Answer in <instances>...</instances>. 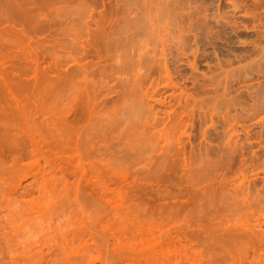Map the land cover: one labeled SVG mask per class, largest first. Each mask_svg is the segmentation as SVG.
<instances>
[{"label":"rangeland","instance_id":"obj_1","mask_svg":"<svg viewBox=\"0 0 264 264\" xmlns=\"http://www.w3.org/2000/svg\"><path fill=\"white\" fill-rule=\"evenodd\" d=\"M76 37L77 40H74ZM133 76L138 77L137 80L134 81ZM168 79L173 80L174 85ZM0 86L8 88L7 91L12 94L10 97L14 96L19 103L26 106L28 104V107L31 105L33 108L29 107L30 110L36 106L32 113L41 110L43 116H40V112L35 113L39 114V119L45 115L48 117L47 113L54 107L51 108L53 100L48 107L47 97L52 99L53 95L50 93L57 92L58 96L64 94L63 98L72 91L73 95L77 93L76 97L71 94L77 98V108L84 103L81 100L90 101L88 105H94L103 116L101 119L105 126L103 124L102 129L107 130L103 132L108 137L102 133L108 139L104 138L108 141L106 146L110 151H107L108 154L105 151L102 155L115 153L110 158L115 159H112L114 165L117 163L116 168L112 169L113 164L107 158L110 162L108 167L114 172L111 174L108 170L110 168L104 163L107 156L100 163L96 160L102 155L95 156V160L91 159L93 164L97 162V167L105 164L100 170L107 167L105 171H108L101 175H106L102 181L100 175L99 180L96 177L98 172L95 167L96 171L90 167L86 170L90 175H87L86 182L83 181L89 182L85 186L87 197L92 195L89 192L94 193L97 188H101L104 194L102 203H105L102 204L101 213L97 210L100 213L97 215L90 210L95 211L92 207L87 211V207L80 209L74 205V224L65 226L57 234L58 237L55 236L54 243L42 242L39 235L35 238L33 236L32 240L35 242L36 239V242L32 246L28 244L25 245L26 248H21L24 254L20 255V260H16H19L18 263L14 259L16 264H32L34 259L33 264H60L61 262L53 261L54 254L60 255V258L76 257L73 255L75 248H79L74 252L76 255L82 253L83 256H89H84V261H75L74 264H264V244L259 245L255 242L258 241L256 238L246 236L248 220L252 221L256 215L261 224L264 222V209H259L264 204V0H0ZM35 86L44 89L38 90L39 87ZM32 87H35V92L38 90V94L42 91L43 96H46L49 92L51 96L48 94L43 101L39 97L42 95H38L42 100L40 102V99H34L37 97L34 92L31 95L30 91L34 89ZM43 90L46 91L45 95ZM81 94H88L89 99H86V95L83 98ZM78 95L82 98L79 96V99ZM42 102H47L45 104L50 108H45L49 111L46 114L42 110L44 107L41 105H45ZM182 121L184 123H180ZM165 126L168 127L166 131ZM158 129L161 131L160 141L159 138L153 140L155 135L151 134L158 133ZM166 132L171 135V141L164 139ZM150 135L152 144L159 141L158 145H152L153 149L147 142ZM157 135L159 134L156 137ZM110 143L117 147H111ZM40 147L42 150L39 149L36 156V152L26 153V157H23L25 160L19 162L20 166L25 165L17 171L19 174L16 172L14 179L26 175V180H22L23 185L28 180L32 182L33 175H39L38 169L44 167L54 173V170L57 172L58 168L65 165V159H58L56 152V155L52 153L43 142ZM164 147L166 151L169 149L167 154L171 155L166 154L167 164L159 169L156 168V158L160 151L163 153ZM146 154L149 155L146 157ZM182 156L186 160L180 159ZM170 161H176V168L173 165L169 171L170 168L166 165L171 166L173 162ZM28 169L34 172H27ZM248 180L252 181L250 187ZM28 188L25 190L26 194ZM34 188H29L35 190L34 193L30 191L33 194L30 195V200H34L36 204L42 201V197L36 198L38 193ZM81 190L82 187L80 192L83 191ZM248 190L254 195H249ZM30 192L28 190V194L23 195V201L25 198V201H29ZM250 196L254 199L258 197L257 201L261 197L260 205ZM87 197L83 199L88 200ZM247 200H253V204H257L254 206L258 207L251 208L250 203L247 205ZM23 201L20 203H25L22 204V210L26 211L27 217L25 213L24 216L22 214L24 218L17 219L16 221H21L16 222L15 227L23 225L26 219L28 230L31 222H35H30L32 215L38 213V207L42 204H38L35 210L31 201L28 204ZM2 204L5 203H1L0 209H3ZM247 206L253 213L256 212L253 217L248 213L250 210ZM27 211L32 215L28 216ZM113 211L119 214L116 215ZM257 211L260 212L257 214ZM260 213L263 214V219ZM49 214L51 213L48 216ZM57 215L55 214L54 220L56 222ZM52 218L55 219L54 216ZM20 225L17 228L21 229ZM263 226L261 225V229ZM254 229L260 232L258 224ZM6 251L2 254L4 257L0 254V260L7 261L4 264H15L13 259H7L10 257L6 256ZM130 255L134 259L129 258Z\"/></svg>","mask_w":264,"mask_h":264},{"label":"bare ground","instance_id":"obj_2","mask_svg":"<svg viewBox=\"0 0 264 264\" xmlns=\"http://www.w3.org/2000/svg\"><path fill=\"white\" fill-rule=\"evenodd\" d=\"M170 1V0H169ZM86 2V1H85ZM170 5V4H169ZM138 10V9H137ZM144 10V9H143ZM93 12V11H92ZM100 13H98V15H99ZM141 14V13H140ZM162 15V14H161ZM122 18V17H121ZM153 18V17H152ZM149 19V18H148ZM153 20V19H152ZM156 20V19H155ZM106 21V20H105ZM129 21V20H128ZM148 21V20H147ZM150 21V20H149ZM159 21V20H158ZM112 22V21H111ZM114 22V21H113ZM112 22V23H113ZM103 23V22H102ZM115 23V22H114ZM153 23V22H152ZM156 23V22H155ZM155 23H153V24H155ZM73 24H75V23H73ZM81 24V23H80ZM86 24V23H85ZM164 24V23H163ZM102 25V24H101ZM100 25V26H101ZM106 25V24H105ZM86 26V25H85ZM104 26V25H103ZM114 26V25H113ZM87 27V26H86ZM110 27V26H109ZM179 27V26H178ZM88 28V27H87ZM98 28V27H97ZM89 29V28H88ZM113 29V28H112ZM146 29H148V28H146ZM169 29V28H168ZM76 30V29H75ZM80 30V29H79ZM83 30H84V28H83ZM95 30V29H94ZM131 30V29H130ZM77 31V30H76ZM75 31V32H76ZM97 31V30H96ZM108 31V30H107ZM114 31V30H113ZM141 31V30H140ZM154 31V30H153ZM163 31H164V29H163ZM173 31V30H172ZM79 32V31H78ZM77 32V33H78ZM86 32V31H85ZM109 32V31H108ZM142 32H143V30H142ZM146 32V31H145ZM166 32V31H165ZM112 33H114V32H112ZM148 33V32H147ZM146 33V34H147ZM150 33H151V31H150ZM153 33V32H152ZM155 33V32H154ZM86 34H88V33H86ZM176 34V33H175ZM114 35V34H113ZM117 35V34H116ZM137 35V34H136ZM149 35H151V34H149ZM161 35V34H160ZM174 35V34H173ZM143 36V35H142ZM146 36V35H145ZM152 36V35H151ZM170 36V35H169ZM168 36V37H169ZM74 37V36H73ZM78 37V36H77ZM77 37L76 38H73L74 40L76 39L77 40ZM119 37V36H118ZM147 37V36H146ZM107 38V37H106ZM111 38H113L112 36H111ZM138 38V37H137ZM160 38V37H159ZM143 39V38H142ZM145 39V38H144ZM177 39V38H176ZM72 40V39H71ZM121 40V39H120ZM127 40V39H126ZM151 40V39H150ZM170 40H172L171 38H170ZM108 41H109V38H108ZM124 41H125V39H124ZM176 41V40H175ZM105 42V41H104ZM112 42H113V40H112ZM160 42H161V40H160ZM132 43H134V42H132ZM159 43V42H158ZM176 43V42H175ZM177 43H178V41H177ZM108 44V43H107ZM116 44V43H115ZM118 44V43H117ZM147 44V43H146ZM167 44V43H166ZM73 45V44H72ZM141 45V44H140ZM170 45V44H169ZM111 46V45H110ZM121 46V45H120ZM74 47V46H73ZM134 47V46H133ZM146 47V46H145ZM158 47V46H157ZM162 47V46H161ZM77 48H78V45H77ZM164 48V47H163ZM179 48V47H178ZM114 49H115V47H114ZM117 49V48H116ZM139 49V48H138ZM155 49V48H154ZM154 49H153V51H154ZM123 50V49H122ZM156 50V49H155ZM71 51H72V49H71ZM131 51V50H130ZM151 51H152V49H151ZM161 52H162V50H161ZM164 52V51H163ZM79 53V52H78ZM111 53V52H110ZM117 53V52H116ZM121 53H122V51H121ZM140 53V52H139ZM138 53V54H139ZM147 53V52H146ZM132 54H133V52H132ZM70 55V54H69ZM130 55V54H129ZM156 55H157V53H156ZM161 55H162V53H161ZM86 56V55H85ZM121 56V55H120ZM141 56V55H140ZM152 56V55H151ZM155 56V55H154ZM74 57V56H73ZM145 57V56H144ZM83 58V57H82ZM100 58V57H99ZM102 58V57H101ZM106 58V57H105ZM134 58V57H133ZM138 58V57H137ZM158 58V57H157ZM161 58H162V56H161ZM113 59V58H112ZM139 59H140V57H139ZM144 59H146V57L144 58ZM164 59V58H163ZM98 60V59H97ZM110 60V59H109ZM116 60V59H115ZM136 60V63L138 62L137 61V59H135ZM143 60V59H142ZM159 60V59H158ZM99 61V60H98ZM122 61V60H121ZM126 61V60H125ZM132 61H133V59H132ZM120 62V61H119ZM164 62V61H163ZM75 63V62H74ZM85 63V62H84ZM100 63V62H99ZM112 63H114V62H112ZM123 63H124V61H123ZM133 63V62H132ZM134 63H135V61H134ZM135 63V64H136ZM144 63H147V62H144ZM154 63H156V62H154ZM158 63H160V62H158ZM116 64H117V62H116ZM126 64V63H125ZM128 64V63H127ZM134 64V65H135ZM138 64H139V62H138ZM161 64V63H160ZM81 65V64H80ZM86 65V64H85ZM84 65V66H85ZM97 65V64H96ZM119 65V64H118ZM137 65V64H136ZM158 65V64H157ZM167 65V64H166ZM90 66V65H89ZM128 66V65H127ZM139 66V65H138ZM145 66V65H144ZM155 66V65H154ZM159 66V65H158ZM83 67V66H82ZM86 67V66H85ZM130 67V66H129ZM148 67V66H147ZM152 67V66H151ZM156 67V66H155ZM165 67V66H164ZM94 68V67H93ZM116 68V67H115ZM119 68V67H118ZM140 68V67H139ZM168 68V67H167ZM82 69V68H81ZM84 69V68H83ZM95 69V68H94ZM112 70H113V68H111ZM144 69V68H143ZM162 69V68H161ZM90 70V69H89ZM98 70V69H97ZM149 70V69H148ZM160 70V69H159ZM166 70V69H165ZM168 70V69H167ZM88 71V70H87ZM110 71V70H109ZM145 71V70H144ZM161 71V70H160ZM125 72V71H124ZM137 72H139V69H137ZM86 73H89V72H86ZM104 73V72H103ZM119 73V72H118ZM141 73H142V71H141ZM166 73V72H165ZM131 74V73H130ZM133 74V73H132ZM90 75V74H89ZM128 75V74H127ZM134 75H137V74H134ZM139 75V74H138ZM143 75V74H142ZM166 75V74H165ZM168 75H169V73H168ZM103 76V75H102ZM118 76H119V74H118ZM132 76V75H131ZM75 77V76H74ZM105 77V76H104ZM121 77H122V75H121ZM134 77V81H135V79L137 80V78H135L136 76H133ZM146 76H144V78H145ZM166 77V76H165ZM85 78V77H84ZM112 78V77H111ZM125 78V77H124ZM131 78V77H130ZM105 79V78H104ZM109 79V78H108ZM123 79V78H122ZM127 79V78H126ZM141 79H143L142 77H141ZM141 79H139V80H141ZM170 79V78H169ZM168 79V80H169ZM101 80V79H100ZM128 80V79H127ZM126 80V82H128ZM133 80V79H132ZM138 80V81H139ZM144 81V80H143ZM149 81V80H148ZM170 81V80H169ZM173 81V80H172ZM172 81H170L171 82V85H174L173 83H172ZM125 82V81H124ZM133 82V81H132ZM141 82V81H140ZM168 82V81H167ZM99 83V82H98ZM134 83V82H133ZM132 83V84H133ZM153 83V82H152ZM72 84H74V83H72ZM72 84H71V86H72ZM79 85V84H78ZM90 85V84H89ZM112 85V84H111ZM122 85H123V83H122ZM126 85V84H125ZM128 85V84H127ZM143 85V84H142ZM168 85V84H167ZM170 85V84H169ZM87 86V85H86ZM99 86V85H98ZM116 86V85H115ZM135 86V85H134ZM147 86H148V84H147ZM35 87H37V86H35ZM35 87H32V88H34L32 91H30V93H31V95L33 94V92L35 93V95L34 96H37V97H33L34 99H40L39 97H41V98H43V101H44V97H45V99H46V97H47V95L49 94V92H47L48 94L46 95V96H43V94L41 93L42 91H39L40 92V94L43 96H39L38 97V95H40V94H38L37 92H38V90H42V89H44L43 87H42V89H40L41 87L40 86H38L39 87V89L37 90V92H35ZM37 87V88H38ZM70 87V86H69ZM119 87V86H118ZM126 87V86H125ZM131 87H133V86H131ZM131 87H130V89H131ZM137 87H139V85L137 86ZM145 87V86H144ZM173 87V86H172ZM36 88V89H37ZM88 88V87H87ZM128 88V87H127ZM140 88V87H139ZM148 88V87H147ZM151 88H153V87H151ZM8 89V88H7ZM7 89H4L3 87H1L0 86V206H1V203H5L4 205H3V209H0V254L2 255V254H4L5 253V250H7L6 252L8 253V254H10V255H8L7 253H6V256H9L10 258H7V259H13L12 260V262H14L15 264H16V260L20 257V255L21 254H24V253H22V249L21 248H26V246L25 245H28V244H30L31 246H32V244H34L35 242H36V239H35V242H34V240H32L33 239V236H34V238H35V236L37 237L38 235H39V237H40V239H42V242H48V243H54V241H56V238H55V236H57V234H59L60 232H61V230H64L63 228L65 227V226H68V225H71L72 223H73V221L75 222V216L76 215H74L75 214V212H73V211H76V210H74V208H75V206H79L80 207V209L83 207V208H86L87 209V211L89 210V208L90 207H92V208H94L95 209V211L93 210V209H90L91 211H93L94 213H101V211L103 210L102 209V204H104L105 203V201H104V203H102L103 202V198H102V192H101V188H97V189H95V191H94V193H91V192H89L90 194H92V195H89L88 197H87V193H88V191H87V193H85L86 191H85V186L87 187L88 185H87V183H89L88 181H87V183H84V182H86V180H88L87 178L88 177H90V175L87 173L88 171H86L87 169H88V167H90V168H93L94 169V167H95V169H97V178H98V176L100 175V179H101V181L103 180L102 178H104L105 176H101L102 174L104 175V171L106 170V168L108 167V166H110V165H108L110 162L112 163V159H113V161L115 160L113 157L112 158H110V156H111V154L112 153H109L110 155H106V156H104V155H102L103 153H105V151L107 152V151H110V149L108 150L107 148V146H106V144L108 143V139L107 138H105L106 136H107V133H104L105 131L107 132V130H106V128H105V130L104 129H102V125L103 126H105V123H103L102 122V119H101V117H103V116H101L100 115V113H99V111L98 110H96L95 109V107H94V105H88V102L89 103H91L90 101H88L87 102V100L86 101H84V100H81V102L83 101L84 103H82V105L80 106V108L78 107L77 108V103L75 102V101H77L76 99L77 98H74V97H76L77 95V93L75 94V95H73L72 94V92H70V91H68V92H70V95H69V93H68V95L70 96L69 98L66 96V97H64L63 98V95L64 94H60L61 92H59V90H58V92H59V94H60V96H58V94H57V92H56V94L55 93H50V94H53L52 96L49 94L48 96H51V98L52 99H50L49 97H47V102H49V104L47 103V102H42V103H47L48 104V107H49V105L51 104L50 103V101L51 100H53L54 101V105H51V110H55V111H51L50 110V108L48 109V107H47V105L45 104L44 106H43V104L41 105L42 106V108L44 107V109H42V108H40V109H42L43 111H45V113L44 114H46V112H49V111H46L47 109L48 110H50V112H52V114H50V112H49V114L47 113V115H49L48 117H46V115H45V117L44 118H41L40 117V119L38 118V115H36L37 113H39L40 112V114H41V110L40 111H36V112H34V113H32V111L35 109L36 110V106L34 107V109H29V107H31V105L28 107V104H27V106H26V104H21V103H19L16 99H14L13 97H10V96H12V94H11V92L8 90L7 91ZM64 89V88H63ZM89 89V88H88ZM98 89V88H97ZM130 89H127V90H130ZM146 89V88H145ZM170 89V88H169ZM175 89V88H174ZM11 90V89H10ZM45 90H46V88H45ZM76 90V89H75ZM86 90V89H85ZM84 90V91H85ZM138 90V89H137ZM148 90H150V89H148ZM171 90V89H170ZM48 91V90H47ZM88 91V90H87ZM87 91L85 92V93H87ZM91 91V90H90ZM122 91V90H121ZM176 91V90H175ZM174 91V92H175ZM180 91V90H179ZM45 92V93H44ZM64 92V91H63ZM66 92V91H65ZM103 92V91H102ZM114 92V91H113ZM117 92V91H116ZM123 92V91H122ZM121 92V93H122ZM152 92V91H151ZM171 92V91H170ZM13 93V92H12ZM37 93V94H36ZM43 93H44V95L46 94V91H44L43 90ZM75 93V92H74ZM93 93H94V90H93ZM101 93V92H100ZM117 93H119V92H117ZM120 93V94H121ZM130 92H128V94H129ZM141 93V92H140ZM149 93V92H148ZM154 93V92H153ZM173 93V92H172ZM55 94V95H54ZM74 96H72V95ZM102 94V93H101ZM125 94V93H124ZM123 94V95H124ZM127 94V95H128ZM137 94V93H136ZM144 94V93H143ZM147 94V93H146ZM152 94V93H151ZM182 94V93H181ZM14 95V94H13ZM62 95V96H61ZM82 96H83V94H81ZM81 95H78V97L79 96H81ZM86 96L88 95V94H85ZM83 96V98H85L86 96ZM95 95V94H94ZM119 95V94H118ZM138 95V94H137ZM178 95H179V92H178ZM33 96V95H32ZM82 96H81V98H82ZM93 96V95H92ZM136 96V95H135ZM146 96V95H145ZM189 96H192V95H189ZM132 97V96H131ZM141 97V96H140ZM155 97V96H154ZM96 98V97H95ZM138 98V97H137ZM49 99V100H48ZM79 99H80V97H79ZM86 99H89V97L87 96L86 97ZM132 99V98H131ZM130 99V100H131ZM146 99H147V97H146ZM153 99H155V98H153ZM161 99V98H160ZM94 100V99H93ZM123 100H125V99H123ZM127 100H129V99H127ZM136 100V99H135ZM191 100V99H190ZM40 102L42 101L41 99L39 100ZM133 101V100H132ZM140 101V100H139ZM144 101H145V99H144ZM184 101V100H183ZM202 101V100H201ZM39 102V103H40ZM78 102V101H77ZM80 102V103H81ZM129 102V101H128ZM161 102V101H160ZM160 102H157V103H160ZM163 102V101H162ZM179 102V101H178ZM187 102H189V101H187ZM186 102V103H187ZM37 103H38V101H37ZM38 103V104H39ZM53 103V102H52ZM97 103V102H96ZM100 103V102H99ZM120 103V102H119ZM124 103H127V102H124ZM138 103V102H137ZM184 103V102H183ZM33 104V103H32ZM38 104H34V105H37L38 106ZM93 104V103H92ZM98 104V103H97ZM129 104V103H128ZM192 104H193V102H192ZM40 105V104H39ZM125 105V104H124ZM133 105V104H132ZM189 105H190V103H189ZM20 106H22V107H20ZM24 106H26V107H24ZM120 106V105H119ZM137 106V105H136ZM193 106V105H192ZM47 107V108H46ZM116 107H118V106H116ZM124 107V106H123ZM122 107V108H123ZM133 107V106H132ZM27 108V109H26ZM31 108H33V107H31ZM45 108H46V110H45ZM110 108V107H109ZM114 108V107H113ZM122 108H120V109H122ZM129 108V107H128ZM144 108V107H143ZM171 108V107H170ZM182 108V107H181ZM119 109V110H120ZM126 109H127V107H126ZM140 109V108H139ZM186 109V108H185ZM207 109V108H206ZM34 110V111H35ZM123 110V109H122ZM125 110V109H124ZM131 110V109H130ZM134 110V109H133ZM169 110V109H168ZM139 112H140V110H138ZM174 111H175V109H174ZM190 111V110H189ZM105 112V111H104ZM107 112V111H106ZM105 112V113H106ZM127 112V111H126ZM170 112V111H169ZM172 112H173V110H172ZM183 112V111H182ZM215 112V111H214ZM36 113V114H35ZM102 113V112H101ZM108 113V112H107ZM128 113H129V111H128ZM217 113V112H216ZM32 114H34V115H32ZM103 114V113H102ZM112 114H114V113H112ZM120 114V113H119ZM171 114V113H170ZM173 114H174V112H173ZM175 114H176V111H175ZM98 115V116H97ZM202 115V114H201ZM206 115V114H205ZM40 116H43V114H41ZM106 116V115H105ZM113 116V115H112ZM130 116H131V113H130ZM134 116V115H133ZM132 116V117H133ZM168 116V115H167ZM171 116V115H170ZM174 116V115H173ZM136 117V116H135ZM190 117V116H189ZM225 117V116H224ZM175 118V117H174ZM180 118V117H179ZM103 119H105V117L103 118ZM117 119V118H116ZM128 120H129V118H127ZM136 119V118H135ZM170 119V118H169ZM190 119V118H189ZM210 119V118H209ZM226 119V118H225ZM172 120V119H171ZM112 121H114V120H112ZM139 121V120H138ZM146 121V120H145ZM159 121V120H158ZM173 122H174V120H172ZM179 121V120H178ZM226 121V120H225ZM130 122V121H129ZM128 122V123H129ZM135 122V121H134ZM133 122V123H134ZM110 123V122H109ZM108 122H107V124H109ZM112 123V122H111ZM123 123V122H122ZM132 123V122H131ZM147 123H148V121H147ZM180 123H184L183 121L182 122H180ZM107 124H106V126H107ZM113 125H114V123H112ZM111 124V125H112ZM136 124V123H135ZM145 124V123H144ZM173 124V123H172ZM159 125V124H158ZM186 125V124H185ZM125 127L126 126H130V125H124ZM136 126H138V125H136ZM141 126H142V124H141ZM172 126V125H171ZM181 126V125H180ZM183 126V125H182ZM111 127V126H110ZM112 127H114V126H112ZM117 127V126H116ZM131 127H132V125H131ZM138 127H140V125L138 126ZM160 127V126H159ZM158 127V128H159ZM163 127V126H162ZM187 126H185V128H186ZM104 128V127H103ZM109 128V127H108ZM123 128V127H122ZM145 128V127H144ZM153 128V127H152ZM156 128V127H155ZM168 128V127H167ZM166 126H165V131H166ZM177 128V127H176ZM185 128H184V130H185ZM115 129V128H114ZM149 129V128H148ZM187 129V128H186ZM103 130H104V132H103ZM125 131H126V129H124ZM154 130V129H153ZM159 131H160V129H158ZM156 131V132H158V133H151L152 135H155V139H153V140H156V138L158 139L159 138V141H160V134H161V131L163 130V128L161 129V131H160V133H159V131ZM168 130V129H167ZM175 130V129H174ZM109 131V130H108ZM128 131V130H127ZM131 130H129V132H130ZM147 131V130H146ZM164 131V132H165ZM177 131V130H176ZM175 131V132H176ZM179 131V130H178ZM182 131H183V128H182ZM106 135H104L103 133ZM117 132V131H116ZM128 132V133H129ZM140 132V131H139ZM145 132V131H144ZM150 132V131H149ZM187 132V131H186ZM109 133V132H108ZM148 133V132H147ZM169 133H170V131H169ZM131 134V133H130ZM150 134V133H149ZM148 134V135H149ZM156 134H159V135H157V137H156ZM226 134V133H225ZM152 135H150L149 136V138L147 139V137H146V139H147V142L150 144H147V145H149L150 147H151V149H153V147H152V145L154 146V145H156L157 144V141L155 142L156 144H152V138H151V136ZM121 136V135H120ZM119 136V137H120ZM126 136V135H125ZM128 136V135H127ZM126 136V137H127ZM171 135H169L167 132H166V134L163 136L164 137V139L166 138V140H170V137ZM173 136V135H172ZM229 136H231V135H229ZM108 137V136H107ZM125 137V138H126ZM129 137V136H128ZM141 137V136H140ZM177 137V136H176ZM188 137V136H187ZM107 139V140H105V139ZM141 138H143V137H141ZM145 138V137H144ZM186 138V137H185ZM224 138V137H223ZM116 139H117V137H116ZM115 139V140H116ZM138 139V138H137ZM162 139V138H161ZM164 139H163V141H164ZM178 139V138H177ZM127 140V139H126ZM131 140V139H130ZM129 140V141H130ZM132 140H133V138H132ZM145 140V139H144ZM166 140H165V142H166ZM227 140H228V137H227ZM227 140H226V142H227ZM45 144V147H47L50 151H52V153H54V152H56V154L58 155L57 157H59L58 159H61V160H63V159H65V161H64V163H65V165L63 166V167H61V168H58L59 170H57V172H56V170H54L55 172L54 173H50V170L48 171V170H46V169H44V167H43V165H42V167H43V169H38L37 170V172L39 171V175L37 176V175H33V179H32V182H29V180L28 181H26V183H24L25 185H23L22 184V180L24 181V180H26V179H24V177L26 176V175H23V177L22 176H20V177H22V178H19V177H17V179L15 180L14 179V176H15V174H16V172L20 169V167H21V169H22V167L25 165V163L22 165V166H20L19 165V162H20V160H22V159H24L23 157L25 156V154L26 153H28V154H30V153H35V156H36V154H38L39 152V149L40 150H42L41 148L42 147H40V146H42V142ZM107 141V142H106ZM158 141V142H159ZM171 141V140H170ZM169 141V142H170ZM177 141V140H176ZM182 141V140H181ZM225 141V140H224ZM119 142V141H118ZM183 142V141H182ZM114 143V142H113ZM119 143H121V142H119ZM123 143V142H122ZM125 143H126V141H125ZM124 143V144H125ZM127 143H129V142H127ZM175 143V142H174ZM111 145H112V143H110ZM123 144V145H124ZM137 144V143H136ZM144 144V143H143ZM115 147H117V145H115V144H113ZM113 145L111 146V147H113ZM122 145V146H123ZM146 145V144H145ZM158 145V144H157ZM162 144H160V146H161ZM224 145V144H223ZM141 146V145H140ZM148 146V147H149ZM168 146V145H167ZM178 146H180V145H178ZM44 147V146H43ZM110 147V148H111ZM135 147V146H134ZM147 147V146H146ZM162 147V146H161ZM160 147V148H161ZM173 147H174V144H173ZM128 148H130V147H128ZM137 148V147H136ZM165 148V147H164ZM169 147H167V149H168ZM182 148V147H181ZM226 148V147H225ZM48 149H47V152H49L48 151ZM142 149V148H141ZM156 149V148H155ZM154 149V150H155ZM178 149V148H177ZM127 150V149H126ZM130 150V149H129ZM148 150H150L149 148H148ZM169 150V149H168ZM168 150L166 151V148L165 149H163V153L161 154V151H160V153H159V151H158V153H159V155H158V158H156V162H158V166H157V163H156V168H158L159 167V169H163L162 167L164 166V164H167V161L168 160H166L167 159V157H166V154L167 153H169L168 152ZM171 150V149H170ZM181 150V149H180ZM113 151V150H112ZM137 151V150H136ZM205 151V150H204ZM45 152V151H44ZM129 152V151H128ZM140 152V151H139ZM144 152V151H143ZM171 152V151H170ZM50 153V152H49ZM114 153V152H113ZM137 153V152H136ZM145 153V152H144ZM153 153V152H152ZM154 153H156V152H154ZM153 153V154H154ZM179 154L181 153V152H178ZM51 154V153H50ZM55 154V153H54ZM55 154V155H56ZM106 154H108V152L106 153ZM115 154V153H114ZM114 154H112V155H114ZM153 154H151V155H153ZM173 154H175V153H173ZM178 154V155H179ZM53 155V154H52ZM98 155V156H97ZM102 155V156H101ZM116 155V154H115ZM143 155V154H142ZM147 155H149V154H146V157H147ZM156 155V154H155ZM168 155V154H167ZM171 154H169L168 156H170ZM176 155V154H175ZM201 155V154H200ZM205 155V154H204ZM207 155V154H206ZM99 157V156H101V157H99V159H101V160H99V159H97V158H95V159H97L96 161L98 162V163H100V162H103L102 161V159H104V157H106V160H107V158L109 159V161L107 160V161H104V163H106V168H105V170H100L101 168H102V166H104L105 164H103V165H101V167H97L98 166V164H97V166H95L96 165V161H95V164H93V162H91V159H94V157ZM154 156V155H153ZM174 156V155H173ZM26 157V156H25ZM53 157H55V156H53ZM103 157V158H102ZM136 157V156H135ZM138 157H140V154H139V156ZM174 157H177V156H174ZM200 157V156H199ZM32 158V157H31ZM36 158H39V157H36ZM56 158V157H55ZM115 158H117V157H115ZM123 158V157H122ZM184 159L185 158V155H184V158H183V156L182 157H180V159ZM57 159V158H56ZM58 159H57V161H58ZM94 159V160H95ZM142 159V158H141ZM140 159V160H141ZM155 159V158H154ZM169 160H170V158H168ZM178 159V158H177ZM25 160V159H24ZM29 160H30V158H29ZM99 160V161H98ZM166 160V161H165ZM184 160H186V159H184ZM200 160V159H199ZM209 160V159H208ZM60 161V160H59ZM93 161V160H92ZM117 161V160H116ZM139 161V160H138ZM151 161L153 162V160L151 159ZM183 161V160H182ZM211 161V160H210ZM9 162V163H8ZM31 162H33L32 160H31ZM31 162H28V164H30ZM35 162V161H34ZM61 162H63V161H61ZM61 162H60V164H61ZM109 162V163H108ZM130 162V161H129ZM137 162V161H136ZM171 162V161H170ZM173 162V161H172ZM171 162V163H172ZM174 162H176V161H174ZM173 162V163H174ZM186 162V161H185ZM193 162V161H192ZM8 163V164H7ZM27 163V162H26ZM38 163H39V161H38ZM48 163V162H47ZM63 163V164H64ZM114 163H116V162H114ZM139 163V162H138ZM172 163V165L170 166V165H166V166H168L170 169H169V171L170 170H172L171 168H172V166L173 167H175V163L173 164ZM184 163V162H183ZM182 163V164H183ZM49 164V163H48ZM47 164V165H48ZM53 164V163H52ZM60 164H59V166H60ZM62 164V165H63ZM113 164V163H112ZM152 164V163H151ZM204 164V163H203ZM263 164V163H262ZM262 164H260V165H262ZM31 165H32V163H31ZM54 165V164H53ZM52 165V166H53ZM115 165H117V163L115 164ZM114 164L112 165V169H115L116 168V166H115ZM202 165V164H201ZM200 165V166H201ZM253 165V164H252ZM33 166V165H32ZM115 166V167H114ZM161 166V167H160ZM165 166V167H166ZM258 166V165H257ZM264 166V165H263ZM25 167H27V166H25ZM29 167V166H28ZM38 167V166H37ZM50 167V166H49ZM105 167V166H104ZM167 167V168H168ZM178 167V166H177ZM184 167V166H183ZM205 167H206V165H205ZM261 167V166H260ZM108 168H110L111 169V167H108ZM150 168V167H149ZM176 168V167H175ZM193 168V167H192ZM202 168H203V165H202ZM50 169H52V168H50ZM57 169V168H56ZM94 169V170H95ZM108 169L109 171H110V173L112 174V172H113V170L111 169ZM189 169V168H188ZM205 169V168H204ZM24 170H25V168H24ZM107 170V171H108ZM151 170V169H150ZM176 170V169H175ZM175 170H173V172L175 171ZM196 170H199V169H196ZM213 170V169H212ZM253 170V169H252ZM30 171V169H28V171L27 172H29ZM96 171V170H95ZM107 171H105V172H107ZM115 171V170H114ZM178 171V170H177ZM256 171H258V170H256ZM255 171V172H256ZM263 171V170H262ZM25 172V171H24ZM23 172V173H24ZM31 172V171H30ZM34 172V171H33ZM33 172H31V173H33ZM159 172V171H158ZM202 172V171H201ZM31 173H30V175H31ZM90 173V172H89ZM94 173H96V172H94ZM109 173V174H110ZM170 173V172H169ZM196 173V172H195ZM17 174H19L18 172H17ZM21 174V173H20ZM26 174V173H25ZM34 174H36V171H35V173ZM38 174V173H37ZM93 174V173H92ZM113 174H114V172H113ZM194 174V173H193ZM200 174V173H199ZM204 174V173H203ZM254 174V176H255V173H253ZM252 174V175H253ZM87 175H89L88 177H87ZM96 175V174H95ZM171 175V174H170ZM258 175V174H257ZM18 176V175H17ZM27 176H29V175H27ZM113 176V175H112ZM176 176V175H175ZM195 176V175H194ZM207 176V175H206ZM251 176V175H250ZM39 177V178H38ZM162 177H164V176H162ZM198 177V176H197ZM252 177V176H251ZM259 177V176H258ZM15 178H16V176H15ZM26 178V177H25ZM107 178V177H106ZM174 178V177H173ZM177 178H179V177H177ZM184 178V177H183ZM186 178H187V175H186ZM207 178V177H206ZM90 179V178H89ZM94 179H96V178H94ZM163 179V178H162ZM180 179V178H179ZM91 180V179H90ZM98 180H99V178H98ZM190 180H192V179H190ZM194 180V179H193ZM203 180V179H202ZM207 180V179H206ZM205 180V181H206ZM250 180V179H249ZM248 180V181H249ZM262 180V179H261ZM84 181V182H83ZM199 181V180H198ZM204 181V180H203ZM202 181V182H203ZM90 182H92V181H90ZM93 182H94V180H93ZM92 182V183H93ZM99 182V181H98ZM251 182L252 181H249V187L250 186H252V184H251ZM260 182V181H259ZM34 183V184H33ZM82 183H84V185L82 184ZM100 183V182H99ZM99 183H98V185H99ZM201 183V182H200ZM248 183V182H247ZM255 183V182H254ZM93 185V184H92ZM97 185V184H96ZM102 185V184H101ZM254 185V184H253ZM32 186V188L33 187H35L34 189H36V192L38 193V196L36 197V198H38V197H42V201L41 202H36V204L34 203V200L32 201V200H30L31 199V197H30V195H33L32 193H34V191L32 190H30L29 188ZM258 186V185H257ZM263 186V185H262ZM261 186V187H262ZM27 187H29L28 188V190H29V192L31 193H29V195H28V197H30L29 198V201H31L32 202V205H34V207H35V210L37 209L36 207H38L40 204H42L41 206L43 207V204H44V207L42 208L41 206H39L38 208H40V209H38V213L34 210V209H31V211L33 210V212L35 213H37V214H35L36 215V217H35V215H32V214H29V212H28V216L29 215H32V217H31V220H30V222L33 220V221H35V222H31L32 223V225H30L29 223H27L28 225H30V226H28V230H27V227H26V219H24V223H23V225L26 227V229H25V227H23L22 228V226L23 225H20L21 226V229H20V227L19 228H17L19 225L18 224H16V225H18V226H16L15 227V223L16 222H18V221H21V220H18V221H16L17 219H19L20 217H23L24 216V213H25V217H27V214H26V211H24L23 212V210H22V204L20 203L21 201H23V199H22V197H23V195H25L26 194V192H25V190H26V188ZM81 187H82V190L84 191H82V192H80V189H81ZM92 187V186H91ZM94 188H96L95 186H93ZM98 187H101V186H98ZM84 188V189H83ZM94 188H92V191H93V189ZM88 189V188H87ZM90 189V188H89ZM101 189V190H100ZM28 190H27V194H28ZM257 190H259V189H257ZM256 190V191H257ZM249 191V190H248ZM260 191H262V190H260ZM259 191V192H260ZM255 192V191H254ZM263 192V191H262ZM249 195H251L252 194V191L250 190L249 192ZM258 192H256L255 194H257ZM26 194V195H27ZM87 197V199L88 200H84L83 198L85 197L84 195ZM94 194V195H93ZM262 194V193H261ZM104 195V194H103ZM252 195H254V193L252 194ZM257 195H260V193L259 194H257ZM261 196V195H260ZM259 196V197H260ZM25 197V196H24ZM252 196H250V198H251ZM32 198H33V196H32ZM36 198H34V199H36ZM234 198V197H233ZM258 198V197H257ZM257 198L255 197V199H254V197H252L251 199H254V201L255 202H257V203H259V205H260V202H261V197H260V201L258 200L257 201ZM263 199H264V197H262ZM22 199V200H21ZM25 199H27V198H25ZM25 199H24V201L23 202H27V201H25ZM86 199V198H85ZM263 199H262V201H263ZM248 200H249V198H248ZM248 200H247V205L249 204V206L251 207V208H253L254 209V207H258V206H254L255 204H253V202L252 201H250V202H248ZM27 202V204L28 203H31V202ZM43 202V203H42ZM252 202V203H251ZM88 203V204H87ZM25 204V203H24ZM23 204V205H24ZM26 204V205H27ZM39 204V205H38ZM90 204V205H89ZM236 204V203H235ZM253 204V205H252ZM30 205V204H29ZM36 205V206H35ZM75 205V206H74ZM88 205H89V207H88ZM257 205V204H256ZM28 206V205H27ZM261 206H263V207H261V208H259L260 209V211H261V209H264V204L263 205H261ZM29 207V206H28ZM31 208H32V206H30ZM74 207V208H73ZM248 207V206H247ZM250 207H248V210H250L248 213L253 217L255 214H256V212L255 213H253V211H252V209L250 208ZM2 208V207H1ZM78 208V207H77ZM105 208V207H104ZM247 209V208H246ZM26 210V209H25ZM51 210L53 211V212H51ZM55 210V211H54ZM85 210V209H84ZM99 212H98V211ZM30 211V212H31ZM77 211H79V210H77ZM97 211V212H96ZM116 211H118V210H116ZM116 211L114 212L116 215L117 214H119V213H116ZM259 211V212H260ZM23 212V213H22ZM32 212V213H33ZM51 213V214H49V216H48V213ZM54 212H56V213H54ZM80 212V211H79ZM84 212V211H83ZM258 211H257V214L259 213ZM52 213H54V214H52ZM91 213V212H90ZM99 213V214H100ZM22 214H23V216H22ZM55 214L58 216V220H57V222L56 221H54V220H56V218H55ZM96 214H95V216H96ZM127 214V213H126ZM254 214V215H253ZM261 214V213H260ZM264 214V213H263ZM263 214H261L260 215V217L262 218V215ZM52 215V216H51ZM67 215L69 216V217H67ZM98 215V214H97ZM125 215V214H124ZM123 215V216H124ZM128 215V214H127ZM33 216L35 217L34 219H33ZM54 216V218L55 219H53L52 217ZM79 216V215H78ZM77 216V217H78ZM114 216V215H113ZM251 216H249V217H251ZM98 217V216H97ZM99 217H101V215H99ZM98 217V218H99ZM251 217V218H252ZM255 218H252V221L251 220H248L247 221V223L246 224H248L247 225V235L246 236H248L247 238H249V236L250 237H253V238H256L258 241H255L256 243L258 242L259 243V245H260V243L261 244H264V226H263V228L261 229V225H264V222H263V224H261L262 222L259 220V219H257L256 217V215L254 216ZM24 218V217H23ZM96 218V217H95ZM94 218V219H95ZM97 218V219H98ZM250 218V219H251ZM259 218V217H258ZM264 218V217H263ZM262 218V219H263ZM21 219V218H20ZM29 219H30V217H29ZM29 219H27V222H28V220ZM122 219H124V218H122ZM130 219V218H129ZM249 219V218H248ZM23 220V219H22ZM80 220H82V219H80ZM125 220V219H124ZM126 220H127V218H126ZM256 220V221H255ZM264 220V219H263ZM95 221V220H94ZM23 222V221H22ZM77 222V221H76ZM255 222H257V223H255ZM19 223V222H18ZM33 223H35V224H33ZM96 223V222H95ZM74 224V223H73ZM99 224V223H98ZM258 224V226L260 227V232H258L257 230L255 231V226ZM79 225V224H78ZM76 227H77V225H76ZM246 228V227H245ZM23 229V230H22ZM243 230H244V228H242ZM24 230H27V231H25V232H23ZM78 230H80V228H78ZM98 230V229H97ZM66 231V230H65ZM83 231H84V229H83ZM63 232V231H62ZM101 232V231H100ZM242 232V231H241ZM65 233V232H64ZM81 233V232H80ZM244 233V232H243ZM242 233V234H243ZM71 234V233H70ZM241 234V235H242ZM81 235V234H80ZM77 236V235H76ZM78 236H79V234H78ZM102 236V235H101ZM245 236V237H246ZM38 237V238H39ZM42 237V238H41ZM58 237V236H57ZM75 237V236H74ZM98 237V236H97ZM243 237V236H242ZM63 238V237H62ZM66 238V237H65ZM247 238H245L246 240H247ZM71 239V238H70ZM77 239V238H76ZM84 240V239H83ZM83 240H82V242H83ZM244 240V239H243ZM249 240V239H248ZM253 240V239H252ZM57 241H59V240H57ZM62 241V240H61ZM93 241H95V240H93ZM72 242H73V239H72ZM101 242V241H100ZM246 242V241H245ZM250 242H251V239H250ZM254 241H253V244L255 243ZM102 243V242H101ZM252 243V242H251ZM44 244H46V243H44ZM25 246V247H20V246ZM82 245V244H81ZM81 245H80V247H81ZM87 245V244H86ZM103 245V244H102ZM20 249H19V248ZM74 247V246H73ZM89 246L87 245V248H88ZM47 248V247H46ZM63 248H65V247H63ZM93 248V247H92ZM103 248V247H102ZM28 249V248H27ZM32 249V248H31ZM34 249V248H33ZM77 249H79V248H77ZM76 248H75V250H74V252H76V250H77ZM81 249V248H80ZM85 249V248H84ZM96 249H98V248H96ZM103 249H105V248H103ZM149 249V248H148ZM236 249V248H235ZM61 250V249H60ZM70 250V249H69ZM102 250V249H101ZM133 250V249H132ZM26 251V250H25ZM86 251V250H85ZM148 251V250H147ZM3 252V253H2ZM28 252V251H27ZM66 252V251H65ZM73 252V255L74 256H76V257H71V256H69V257H64V256H61V258L60 257H58V256H60V255H57L56 256V254H54V257L52 258L53 259V261L55 260V261H57V262H64V263H69V264H74V262L76 261H84V256H89V254H87V255H85L84 254V256H83V254L81 253L80 255H76V253H74ZM89 252V251H88ZM113 252V251H112ZM116 252V251H115ZM133 252H134V250H133ZM229 252V251H228ZM15 253H16V255H15ZM29 253V252H28ZM31 253H32V251H31ZM61 253H63L62 251H61ZM60 253V254H61ZM87 253V252H86ZM131 253V252H130ZM102 254V253H101ZM115 254V253H114ZM132 254V253H131ZM236 254V253H235ZM33 255V254H32ZM35 255V254H34ZM43 255V254H42ZM53 255V254H52ZM72 255V256H73ZM93 255V254H92ZM98 255V254H97ZM230 255H231V251H230ZM3 257L5 256V255H2ZM90 256H91V254H90ZM130 256H132V257H130ZM129 256V258H133V255H130ZM234 256V255H233ZM1 257V256H0ZM2 257V258H3ZM26 257V256H25ZM30 257V256H29ZM71 257V258H70ZM85 257V258H86ZM99 257H101V256H99ZM6 258V257H5ZM27 258V257H26ZM34 258V257H33ZM37 258V257H36ZM51 257L49 256V260H50V262H51V259H50ZM14 259H15V261H14ZM25 259V258H24ZM32 259V258H31ZM42 259V258H41ZM89 259H91V258H89ZM102 259H104V258H102ZM134 259V258H133ZM2 260V261H1ZM0 261H1V263L2 264H4V263H6L5 262V260L4 259H1ZM4 260V261H3ZM19 260H20V258H19ZM19 260H18V262H19ZM35 260L36 259H34V261H33V263L35 262ZM93 261H94V259H92ZM107 260H108V258H107ZM111 260V259H110ZM114 260V259H113ZM122 260V259H121ZM28 261V260H27ZM40 261V260H39ZM48 261V260H47ZM87 261V260H86ZM93 261H90V262H93ZM96 261V260H95ZM100 261V260H99ZM17 262V263H18ZM103 262H105V261H103ZM103 262H101V263H103ZM109 262V261H108ZM108 262H106V263H108ZM32 263V264H33ZM60 263V264H61ZM64 263H62V264H64ZM89 263V262H88ZM52 264V263H51ZM112 264V263H111ZM115 264V263H114Z\"/></svg>","mask_w":264,"mask_h":264}]
</instances>
